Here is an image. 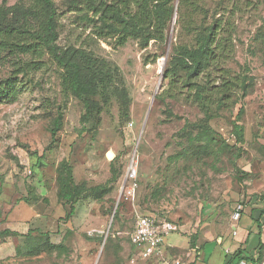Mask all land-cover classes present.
I'll return each instance as SVG.
<instances>
[{"label": "rangeland", "instance_id": "1", "mask_svg": "<svg viewBox=\"0 0 264 264\" xmlns=\"http://www.w3.org/2000/svg\"><path fill=\"white\" fill-rule=\"evenodd\" d=\"M77 1L53 0L55 45L117 68L128 112L116 97L108 103L96 97L86 114L83 101L66 90L63 69L43 44L28 47L27 33L0 44V82H16L12 100L0 103V232L14 233L0 235V264H140L128 240L139 216L176 224L164 243L188 264L227 263L231 252L244 247L242 228L255 229L248 207L264 196V0H199L208 24L220 19L231 36L230 57L206 80L220 85L230 76L239 82L230 101L213 106L208 123L186 89L167 94L168 58L175 46L191 45L176 22L178 0L164 39L147 44L100 34L101 24ZM16 6L33 4L0 0L8 21ZM27 25L21 20L17 26ZM236 124L244 128L242 143ZM63 162L82 194L68 219L70 204L57 196ZM134 182L135 197L128 200ZM240 204L247 208L235 222Z\"/></svg>", "mask_w": 264, "mask_h": 264}, {"label": "trees", "instance_id": "2", "mask_svg": "<svg viewBox=\"0 0 264 264\" xmlns=\"http://www.w3.org/2000/svg\"><path fill=\"white\" fill-rule=\"evenodd\" d=\"M31 2L32 8L15 7L12 21L7 19L9 9L0 7V44L7 45L8 39L17 40L18 35L27 33L28 38L32 40L28 47L36 49L38 45L43 44L63 69V83L66 90L83 101L86 114L90 112L96 97L103 99L105 103H108L112 97H116L121 100L122 110L124 114H127L130 99L122 86L119 70L111 67L106 60L82 50L63 52L58 50L55 45L57 11L53 0H31ZM175 2L176 0H118L114 4H108L105 0L77 1L93 15L92 19H97L101 24L100 34L119 36L120 43L133 37L140 39L143 44L151 40L164 39ZM176 13V22L180 27L185 28L184 32L187 35L191 36V45H178L173 48L163 73L164 79L169 81L168 86L171 88L167 90L170 92L166 91V93L170 94L178 87H181V90L186 89L204 110L208 123L214 117L211 113L213 106L225 105L239 86V82L230 76L225 77L220 85H212L207 81L211 78V73L217 71L230 57L231 49L227 51V48L231 36L220 19L213 17L214 21L208 24L209 14L199 4V0H178ZM21 20L29 26H24L27 27L26 31H21L24 27L17 26ZM13 45L17 48L20 46ZM21 52L24 54L29 51L22 48ZM205 80L207 83H204ZM15 94L16 82L13 78L0 82V103L12 100ZM60 127L61 116L53 125V143L56 141ZM235 136L238 143L243 142L242 125L236 124ZM58 172L57 196L59 200L70 204V210L66 216L68 219L75 212L74 201L82 194H80L79 185L75 182L70 165L63 162ZM107 193L109 190L105 189L103 194ZM0 235L13 236L14 233L7 229L0 232Z\"/></svg>", "mask_w": 264, "mask_h": 264}, {"label": "crops", "instance_id": "3", "mask_svg": "<svg viewBox=\"0 0 264 264\" xmlns=\"http://www.w3.org/2000/svg\"><path fill=\"white\" fill-rule=\"evenodd\" d=\"M257 202L259 203L258 205H256ZM257 202L253 201L251 205H253V203L255 205L254 206L249 205L250 207H248L251 213V216H252V220L255 221V225H254L255 229L253 230L254 227L252 228L243 227L242 228L244 247L242 249L238 248L233 253L231 252V254L229 253L230 251L229 250L228 251V254H230L229 259H228V262L225 264H250L254 261H264V196L259 197V199H257ZM241 206H242V210L240 212V218L238 220H235V222L239 221L243 213H245L246 211L247 207L244 208L243 205ZM160 220H163V219H160ZM134 226H135V223L131 231L134 229ZM233 229H234V232H236L235 236H238L239 231L241 229L240 225L237 226L234 223ZM130 232L128 233V240L133 249L135 257H137L140 264H165L166 262H169L177 258L182 259V261L185 264H188L189 261L186 260L185 257L183 258V257L174 255L175 254L174 248H169L165 246V243L161 246V255L153 257L148 261L139 259L137 249L130 242V239H129ZM259 235H260V240L258 241L255 239V237L257 236L259 237ZM200 254H203L202 250L200 251Z\"/></svg>", "mask_w": 264, "mask_h": 264}, {"label": "built area", "instance_id": "4", "mask_svg": "<svg viewBox=\"0 0 264 264\" xmlns=\"http://www.w3.org/2000/svg\"><path fill=\"white\" fill-rule=\"evenodd\" d=\"M134 160L131 162L130 172L131 178L136 180V169H134ZM129 172V173H130ZM128 175V177H129ZM137 184L134 182L126 194L128 200L134 199ZM242 206L239 205L236 209L235 220L240 218ZM177 230L176 224L172 221L157 219L152 216H139L135 223L134 229L129 234L131 244L137 249L138 257L141 260L148 261L153 257L161 255V246L165 239ZM236 235V232H234ZM131 264H136L132 260ZM165 264H185L182 259H173ZM250 264H264V261H254Z\"/></svg>", "mask_w": 264, "mask_h": 264}, {"label": "water", "instance_id": "5", "mask_svg": "<svg viewBox=\"0 0 264 264\" xmlns=\"http://www.w3.org/2000/svg\"><path fill=\"white\" fill-rule=\"evenodd\" d=\"M107 157L109 158V159H112L111 157H112V152H109L108 154H107Z\"/></svg>", "mask_w": 264, "mask_h": 264}, {"label": "bare ground", "instance_id": "6", "mask_svg": "<svg viewBox=\"0 0 264 264\" xmlns=\"http://www.w3.org/2000/svg\"><path fill=\"white\" fill-rule=\"evenodd\" d=\"M114 157V156H113ZM112 158V157H111Z\"/></svg>", "mask_w": 264, "mask_h": 264}]
</instances>
